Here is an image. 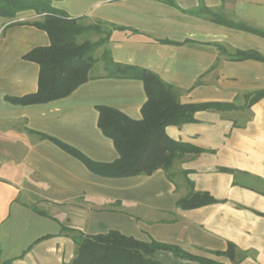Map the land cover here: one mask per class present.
Returning a JSON list of instances; mask_svg holds the SVG:
<instances>
[{
  "label": "crops",
  "instance_id": "obj_1",
  "mask_svg": "<svg viewBox=\"0 0 264 264\" xmlns=\"http://www.w3.org/2000/svg\"><path fill=\"white\" fill-rule=\"evenodd\" d=\"M168 1L53 0L51 5L97 25L90 31L105 37L97 47L101 53L156 73L180 103L242 106L200 110L192 122L165 127L170 138L201 149L176 159L171 179L160 168L149 175H99L53 140L95 162L115 160L112 139L97 125V106L140 119L146 100L140 79L110 77L101 63L66 97L25 105L6 100L36 91L39 65L24 55L47 46L49 37L30 24L40 18L33 10L0 16V260L69 262L75 244L62 232L68 227L88 235L115 230L224 264H264V97L243 106L246 93L264 88V62L229 56L244 50L264 56V35L217 23L203 11L264 31V0ZM191 189L216 202L178 207L177 200ZM229 243L247 255L233 262L218 254ZM154 256L162 264L189 263L165 250Z\"/></svg>",
  "mask_w": 264,
  "mask_h": 264
},
{
  "label": "trees",
  "instance_id": "obj_2",
  "mask_svg": "<svg viewBox=\"0 0 264 264\" xmlns=\"http://www.w3.org/2000/svg\"><path fill=\"white\" fill-rule=\"evenodd\" d=\"M52 1L0 0V16L12 18L17 12L33 10L40 18L31 21L30 24L46 31L49 37L47 46L35 47L24 55L25 59L39 65L37 89L22 96H7L6 100L14 104L44 103L69 95L91 77L90 70L96 61L92 52L105 40L104 37L96 41L76 42L77 35L94 30L98 26L86 25L79 18L69 17L64 11L52 7ZM203 11L217 23L264 35L263 30L243 23L226 21L206 8ZM219 49L225 51L222 46ZM229 56L235 60L255 59L264 62V56L254 50L235 51ZM102 60L106 75L140 79L146 94V100L140 108L141 118L138 120L129 118L115 108L97 106V125L112 139L118 157L111 162H95L76 149L53 139L56 144L99 175L111 177L149 175L160 168L171 179L169 169L173 162L186 152L193 151L196 154L201 152V149L170 138L165 132V127L192 122L194 113L200 110L225 111L242 107L234 103L216 101L180 103L173 88L151 70L115 62L106 50L102 53ZM263 97L264 88L246 93L244 95L246 103L243 106L249 107ZM40 136L46 137L44 134ZM213 202L216 200L207 192L191 189L188 194L177 200L176 205L189 209ZM62 232L69 233L75 244L74 256L69 262L62 264H162L154 256L158 250L169 251L174 256L187 260L188 264H224L190 254L177 245L155 240L141 241L115 230L88 235L62 227ZM218 254H224L233 262H237L244 258L247 252L238 250L236 253L235 245L229 243L228 248ZM0 264L17 263H14V259H4L0 260Z\"/></svg>",
  "mask_w": 264,
  "mask_h": 264
},
{
  "label": "rangeland",
  "instance_id": "obj_3",
  "mask_svg": "<svg viewBox=\"0 0 264 264\" xmlns=\"http://www.w3.org/2000/svg\"><path fill=\"white\" fill-rule=\"evenodd\" d=\"M100 38H104L103 34H99V33H95L94 31H87V32H83L79 35L76 36V42L80 43L83 42L85 40L88 41H96V39H100ZM102 50L100 48H96L93 52L92 55L93 57L96 59L91 71H96L99 69V66L101 65V63L103 64V60H102Z\"/></svg>",
  "mask_w": 264,
  "mask_h": 264
}]
</instances>
